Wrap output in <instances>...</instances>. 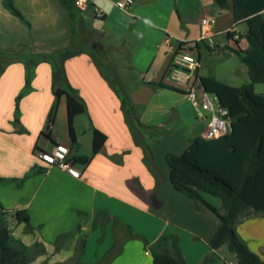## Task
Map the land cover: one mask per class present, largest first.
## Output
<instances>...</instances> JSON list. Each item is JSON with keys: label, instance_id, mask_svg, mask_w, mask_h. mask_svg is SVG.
Wrapping results in <instances>:
<instances>
[{"label": "crops", "instance_id": "0c3cea01", "mask_svg": "<svg viewBox=\"0 0 264 264\" xmlns=\"http://www.w3.org/2000/svg\"><path fill=\"white\" fill-rule=\"evenodd\" d=\"M115 1L97 0L85 11L75 8L82 19L92 13L103 20L110 33L122 36L116 57L123 59L110 60L114 61V80L85 49L65 62L68 82L87 107L75 118L76 133L85 132L92 144L94 128L107 136L98 153H93L92 144L89 154L76 152L82 146L80 132L79 145L73 148L68 132L61 139L54 123L47 129L54 103L49 62L36 66L32 91L22 99L20 119L14 123L26 67L17 58L0 61L5 65L0 76V178L4 179L0 201L6 209H25L30 214L34 232H26L25 224L16 225L30 238L14 235L28 246L36 241L44 244L46 253L32 264H65L71 259L76 264H153L151 248L156 249L161 236L171 234L179 236L188 264H203L211 254L217 259L219 249L212 250L208 244L216 218L174 188L166 160L169 153L183 154L193 138L204 137L211 112L203 111L199 118L184 91L169 88L174 85L167 75L175 50H183L198 57L199 80L212 77L224 82L219 76L222 70L215 67L227 54L231 66L232 58L238 56L234 50L248 47L244 38L247 24L236 22L233 0H228L225 9L216 0H134L129 12L119 9ZM10 4L24 19L14 14ZM203 19L215 22L204 25ZM37 29L53 34L56 42L70 39L71 18L60 0H0V60L9 53L43 54L63 49L58 43L50 50L35 48L34 42L29 48L30 31ZM108 31L94 30L91 40ZM230 31L236 32L234 38ZM84 33L90 34V30ZM118 91L130 99L137 120L127 119ZM58 143L70 147V158H91L87 164L73 162L79 177L41 159L43 151ZM203 197L221 209L219 198L207 193ZM80 224L81 232L56 250L57 239L74 233ZM254 224L261 227L255 229ZM237 231L264 257L263 214L242 218ZM81 236L86 238L83 254L78 253Z\"/></svg>", "mask_w": 264, "mask_h": 264}, {"label": "trees", "instance_id": "16d2710c", "mask_svg": "<svg viewBox=\"0 0 264 264\" xmlns=\"http://www.w3.org/2000/svg\"><path fill=\"white\" fill-rule=\"evenodd\" d=\"M69 12L72 23H77L78 13L71 0H60ZM222 9L228 7V0H216ZM13 12L20 18L23 15L13 4ZM236 22L247 24L244 35L248 43L246 49L234 52L246 65L250 82L241 86H232L212 77H201L204 90L215 94L220 103L229 110L231 131L216 139L198 136L190 141L188 148L181 155L169 153L166 156L170 167V181L174 188L194 200L199 208L208 210L216 218V226L208 239L212 250L227 246L236 256L237 264H264V257L254 251L249 243L237 231L242 218L253 214L264 215V93H257L255 85L264 83V0H233ZM81 17V16H80ZM24 19V18H23ZM81 22L83 19L81 17ZM234 38L236 32L230 31ZM238 43L239 40H236ZM83 48L62 49L40 58L32 57L24 61L26 82L18 94L15 104V122L20 119L21 100L32 91L35 68L46 61L52 65L54 104L48 116L47 129L55 121L56 110L62 96L67 98L68 135L72 147H78L77 133L74 125L76 116L86 112V103L78 92L69 84L65 62L82 52ZM3 68L0 70V76ZM173 90H179L170 86ZM118 91L122 108L129 121L136 118V111L125 93ZM49 137V133H46ZM107 141L102 131L93 129V153H98ZM73 162L87 164L91 158L86 155H73ZM4 179L0 178V183ZM203 193L220 199L221 209L209 203ZM80 216L83 213H79ZM17 224H25L26 232H34L31 217L25 209H6L0 201V264H32L37 257L46 253L41 241L32 246L26 245L14 235L12 229ZM81 224L72 234L61 235L56 243L60 250L63 243L71 240L81 232ZM179 236L163 235L156 242V249L151 248L153 264H188L179 247ZM86 238L78 241V253H84ZM122 251V247L118 253ZM216 255L204 258L203 264H212Z\"/></svg>", "mask_w": 264, "mask_h": 264}, {"label": "rangeland", "instance_id": "374dc122", "mask_svg": "<svg viewBox=\"0 0 264 264\" xmlns=\"http://www.w3.org/2000/svg\"><path fill=\"white\" fill-rule=\"evenodd\" d=\"M78 13V12H77ZM89 16L85 19L83 18V24L81 23L80 19V14H78L77 18V23H72V31L73 34L68 38L61 39V41H54L53 34H46V33H41L38 31V29L35 31L32 30L30 31V36L29 39L31 41L29 42V48L32 47V44L34 42L35 48H41L44 50H50L52 48L53 44L58 43L57 45L60 46V48H69V49H78V48H83L92 54L98 59V61L101 63L102 68L107 71L108 75L110 78L114 80V73L112 71L113 69V63H111L110 60H115L119 61L123 58H117V54L120 50V47L122 46V36H118L115 34H112L108 31V28L104 25L102 19L96 18L92 13H89ZM72 22V20H71ZM76 25V26H75ZM31 28V27H30ZM85 30H90V34L84 33ZM94 30L97 31H108L105 35H97L92 37L91 40V35L93 36ZM84 35V36H83ZM63 37H65L63 35ZM244 42V41H243ZM54 53V52H51ZM51 53H43V54H51ZM43 54H33V53H9L6 55H3L4 59L0 61H4L6 59H20L23 62L27 61L28 59H31L34 57L35 59L40 58L41 55ZM1 55V54H0ZM2 56V55H1ZM110 56V57H109ZM112 57V58H111ZM230 59V56L227 54V57L219 63V65L216 68V70H222V74L220 73V78L224 82L234 84L236 86H241L244 84H247L250 82V78L248 75V70L246 65L241 61L239 56H234L232 59L233 63L229 64L227 61ZM125 60V59H124ZM121 62V61H119ZM5 65L4 63L2 66L0 65V70L3 68ZM227 67V68H226ZM229 67V68H228ZM227 69V70H224ZM35 74H36V68H35ZM117 89L121 90V86L119 83L115 82ZM255 91L257 93H264V83H257L255 85ZM123 92V91H122ZM126 92V91H124ZM22 101V100H21ZM54 101H55V96H54ZM54 104V103H53ZM211 117V113H209V119ZM54 126H55V133L57 136L61 139H63L68 132V117H67V98L66 96H62L59 103L58 107L56 110V115H55V121H54ZM80 132V133H78ZM77 133L79 134L80 142H81V147L76 150L77 153L81 154H89L91 152V140L90 136H86V133H82L81 131H78ZM255 229L260 228L261 225L258 224L257 227L254 224ZM14 234L18 237L21 238L23 237L24 240H28L30 237L29 234L22 233V230L18 228V226H13L12 227ZM25 231V230H24ZM23 234V236H22ZM218 255L219 258H217L216 262L214 264H236L237 259L236 256L231 253L228 249L227 246H224L218 250ZM139 259H142L140 257ZM65 264H76L74 259L69 260Z\"/></svg>", "mask_w": 264, "mask_h": 264}, {"label": "built area", "instance_id": "2783aa9c", "mask_svg": "<svg viewBox=\"0 0 264 264\" xmlns=\"http://www.w3.org/2000/svg\"><path fill=\"white\" fill-rule=\"evenodd\" d=\"M71 1L75 8L85 11L95 6L97 0ZM134 3V0L115 1V5L126 12L130 11ZM97 14L102 16L100 12H97ZM214 22V19H203L202 21L204 25H210ZM199 65V59L193 53L175 50L167 78L172 85L184 91L187 100L198 110L199 118H203V111L211 112L204 138L216 139L231 131L229 110L220 103L217 95L210 94L204 90L197 76ZM70 152V147L58 143L52 150L43 151L40 157L47 165L58 166L79 177L80 172L73 168Z\"/></svg>", "mask_w": 264, "mask_h": 264}]
</instances>
